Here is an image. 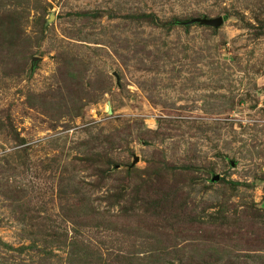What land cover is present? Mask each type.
I'll return each mask as SVG.
<instances>
[{
	"label": "rangeland",
	"instance_id": "374dc122",
	"mask_svg": "<svg viewBox=\"0 0 264 264\" xmlns=\"http://www.w3.org/2000/svg\"><path fill=\"white\" fill-rule=\"evenodd\" d=\"M0 264H264V0H0Z\"/></svg>",
	"mask_w": 264,
	"mask_h": 264
},
{
	"label": "water",
	"instance_id": "95a60500",
	"mask_svg": "<svg viewBox=\"0 0 264 264\" xmlns=\"http://www.w3.org/2000/svg\"><path fill=\"white\" fill-rule=\"evenodd\" d=\"M182 24L184 26L200 24V25H203V26H208V27H212V28L218 29L224 24V18L222 16H220L218 18H211V19H208V18H194V19L186 21V22H184ZM136 161H138V160H136Z\"/></svg>",
	"mask_w": 264,
	"mask_h": 264
},
{
	"label": "trees",
	"instance_id": "16d2710c",
	"mask_svg": "<svg viewBox=\"0 0 264 264\" xmlns=\"http://www.w3.org/2000/svg\"><path fill=\"white\" fill-rule=\"evenodd\" d=\"M227 17H224V20H226ZM154 23L158 22L157 19L153 20ZM177 24V19H173V21L169 24L170 26H175ZM161 25H166L168 26V24H161ZM190 26V25H189Z\"/></svg>",
	"mask_w": 264,
	"mask_h": 264
}]
</instances>
